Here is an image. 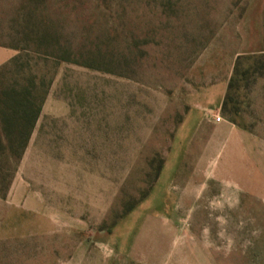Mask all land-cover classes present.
<instances>
[{
  "label": "rangeland",
  "instance_id": "374dc122",
  "mask_svg": "<svg viewBox=\"0 0 264 264\" xmlns=\"http://www.w3.org/2000/svg\"><path fill=\"white\" fill-rule=\"evenodd\" d=\"M0 46V264H264V0H0Z\"/></svg>",
  "mask_w": 264,
  "mask_h": 264
},
{
  "label": "trees",
  "instance_id": "16d2710c",
  "mask_svg": "<svg viewBox=\"0 0 264 264\" xmlns=\"http://www.w3.org/2000/svg\"><path fill=\"white\" fill-rule=\"evenodd\" d=\"M16 61L12 57L8 64ZM5 68L6 65L0 66V195L9 188L14 166L28 144L43 101L31 77L4 81L1 74ZM220 109L225 111L224 103Z\"/></svg>",
  "mask_w": 264,
  "mask_h": 264
},
{
  "label": "crops",
  "instance_id": "0c3cea01",
  "mask_svg": "<svg viewBox=\"0 0 264 264\" xmlns=\"http://www.w3.org/2000/svg\"><path fill=\"white\" fill-rule=\"evenodd\" d=\"M13 55L14 51L12 49L0 46V66L6 63Z\"/></svg>",
  "mask_w": 264,
  "mask_h": 264
},
{
  "label": "built area",
  "instance_id": "2783aa9c",
  "mask_svg": "<svg viewBox=\"0 0 264 264\" xmlns=\"http://www.w3.org/2000/svg\"><path fill=\"white\" fill-rule=\"evenodd\" d=\"M216 121H219V117H216Z\"/></svg>",
  "mask_w": 264,
  "mask_h": 264
}]
</instances>
